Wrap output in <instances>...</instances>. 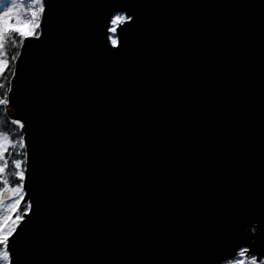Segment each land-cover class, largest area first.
I'll return each instance as SVG.
<instances>
[{
	"label": "water",
	"instance_id": "95a60500",
	"mask_svg": "<svg viewBox=\"0 0 264 264\" xmlns=\"http://www.w3.org/2000/svg\"><path fill=\"white\" fill-rule=\"evenodd\" d=\"M110 2L48 0L21 48L19 264H206L247 216L264 235V0H125L118 49Z\"/></svg>",
	"mask_w": 264,
	"mask_h": 264
},
{
	"label": "snow or ice",
	"instance_id": "6c2138e0",
	"mask_svg": "<svg viewBox=\"0 0 264 264\" xmlns=\"http://www.w3.org/2000/svg\"><path fill=\"white\" fill-rule=\"evenodd\" d=\"M48 0H10V2L0 11V74L9 69L10 61L5 51L9 42L15 47L17 39L21 47L31 45L33 41H38L42 37V21L46 17V7ZM106 27V44L113 49H118L120 45L119 32L123 31L129 22L135 23L138 17L129 14V9L125 7V0H112ZM135 17V19H134ZM26 26V30L24 29ZM21 51H17L11 57V72L16 74L17 58L21 56ZM11 80V77H9ZM0 88H4L0 82ZM13 89L11 84L4 88L0 95V128L4 125V117L8 114V107L13 103L11 96ZM10 123L17 129H22L24 125L20 119H11ZM19 145L16 155H20V150L26 148L23 135L13 140L10 135L0 130V264H19L16 254L15 241L20 235L19 229L22 222L32 209V203L25 201L26 193V167L27 152H24V159H12L11 166L14 169V179L10 183L6 171L9 161L6 159L9 148ZM10 201L5 203V197ZM23 202V203H22ZM22 207V211H20ZM255 221L249 233L247 229ZM260 221L252 219L249 222L248 216L243 222L238 221V228L245 229L244 243L235 244L226 254L215 257L209 255L206 264H264V235L257 236ZM259 257V259H257Z\"/></svg>",
	"mask_w": 264,
	"mask_h": 264
},
{
	"label": "trees",
	"instance_id": "16d2710c",
	"mask_svg": "<svg viewBox=\"0 0 264 264\" xmlns=\"http://www.w3.org/2000/svg\"><path fill=\"white\" fill-rule=\"evenodd\" d=\"M16 39H17V43H16L15 47H13L12 44L9 42L8 44H6V48H5V51L7 53V57L10 61V64H9V69L6 70L3 74H0V82H3L4 88L9 87V84H11V81L14 77V76H12V72L10 69H11V57L13 55H15V53L19 50V47H20L19 40H18V38H16ZM9 77H11V80H9ZM4 88H0V95H2ZM10 121L11 120L7 116H5L4 117V125L2 128H0V130L6 131L10 135L11 139L16 140L19 138L20 135H22V132L20 129H17L16 126L12 125L10 123ZM18 147H19L18 144L15 147H10L9 153L6 157V159L9 161V167H8L7 171L10 172V175L8 176L10 183L14 179V177L12 175L14 172V169L11 166V163H10L11 160L12 159H24V150L23 149L20 150V155H16V151H17ZM0 187H2V185H0Z\"/></svg>",
	"mask_w": 264,
	"mask_h": 264
},
{
	"label": "rangeland",
	"instance_id": "374dc122",
	"mask_svg": "<svg viewBox=\"0 0 264 264\" xmlns=\"http://www.w3.org/2000/svg\"><path fill=\"white\" fill-rule=\"evenodd\" d=\"M10 2V0H0V11H2L3 9H4V7L8 4ZM22 30H26V26H25V28L24 29H22ZM8 109L10 110V107H8ZM16 114H17V112H16ZM10 201L8 200V201H6L5 203L7 204V203H9ZM23 203V202H22ZM22 208V207H21ZM20 211H21V209H20Z\"/></svg>",
	"mask_w": 264,
	"mask_h": 264
}]
</instances>
